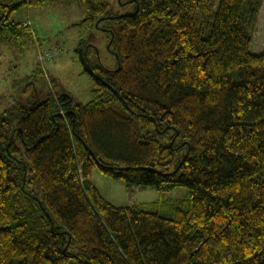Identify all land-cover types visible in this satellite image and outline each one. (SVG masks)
Returning a JSON list of instances; mask_svg holds the SVG:
<instances>
[{
    "label": "trees",
    "instance_id": "trees-1",
    "mask_svg": "<svg viewBox=\"0 0 264 264\" xmlns=\"http://www.w3.org/2000/svg\"><path fill=\"white\" fill-rule=\"evenodd\" d=\"M46 1H0V46L29 38L13 9ZM77 1L116 68L80 44L90 101L0 111V264H264V51H250L262 0ZM94 169L187 192L114 206Z\"/></svg>",
    "mask_w": 264,
    "mask_h": 264
},
{
    "label": "rangeland",
    "instance_id": "rangeland-1",
    "mask_svg": "<svg viewBox=\"0 0 264 264\" xmlns=\"http://www.w3.org/2000/svg\"><path fill=\"white\" fill-rule=\"evenodd\" d=\"M18 4L23 0H0ZM113 10L119 15L129 10L117 2ZM85 18L83 7L77 0H49L40 6L23 3L13 9L11 22L29 27L28 40L23 44L0 46V111L13 107L22 99L32 96L40 100L47 94L65 92L74 102L85 104L93 97L92 78L84 72L78 48L90 49V59L109 70L116 68L117 59L108 50L107 35L95 25L80 23ZM46 50L55 51L54 60L40 64L37 55ZM250 51H264V0L253 29ZM91 180L101 197L114 206H139L157 200L179 199L185 188H174L160 193L153 187H139L118 178L92 171Z\"/></svg>",
    "mask_w": 264,
    "mask_h": 264
},
{
    "label": "built area",
    "instance_id": "built-area-1",
    "mask_svg": "<svg viewBox=\"0 0 264 264\" xmlns=\"http://www.w3.org/2000/svg\"><path fill=\"white\" fill-rule=\"evenodd\" d=\"M56 55L55 51L46 50L44 52H39L37 55V61L39 64H43L45 62H50L54 60Z\"/></svg>",
    "mask_w": 264,
    "mask_h": 264
}]
</instances>
